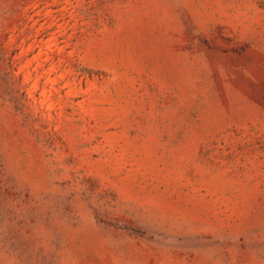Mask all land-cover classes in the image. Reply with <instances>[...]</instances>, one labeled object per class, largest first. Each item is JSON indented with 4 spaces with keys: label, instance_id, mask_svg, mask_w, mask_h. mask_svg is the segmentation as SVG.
I'll return each mask as SVG.
<instances>
[{
    "label": "rangeland",
    "instance_id": "rangeland-1",
    "mask_svg": "<svg viewBox=\"0 0 264 264\" xmlns=\"http://www.w3.org/2000/svg\"><path fill=\"white\" fill-rule=\"evenodd\" d=\"M0 264H264V0H0Z\"/></svg>",
    "mask_w": 264,
    "mask_h": 264
}]
</instances>
